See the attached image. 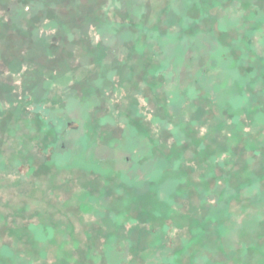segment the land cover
<instances>
[{
  "label": "rangeland",
  "instance_id": "1",
  "mask_svg": "<svg viewBox=\"0 0 264 264\" xmlns=\"http://www.w3.org/2000/svg\"><path fill=\"white\" fill-rule=\"evenodd\" d=\"M0 264H264V0H0Z\"/></svg>",
  "mask_w": 264,
  "mask_h": 264
},
{
  "label": "water",
  "instance_id": "2",
  "mask_svg": "<svg viewBox=\"0 0 264 264\" xmlns=\"http://www.w3.org/2000/svg\"><path fill=\"white\" fill-rule=\"evenodd\" d=\"M77 127V124L76 123H69L68 125H67V128L69 129V128H76Z\"/></svg>",
  "mask_w": 264,
  "mask_h": 264
},
{
  "label": "trees",
  "instance_id": "3",
  "mask_svg": "<svg viewBox=\"0 0 264 264\" xmlns=\"http://www.w3.org/2000/svg\"><path fill=\"white\" fill-rule=\"evenodd\" d=\"M200 71H201V74H205L204 71H203L202 69H201ZM201 74H200V75H201Z\"/></svg>",
  "mask_w": 264,
  "mask_h": 264
}]
</instances>
